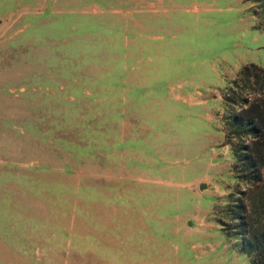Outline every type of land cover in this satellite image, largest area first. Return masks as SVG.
<instances>
[{
    "label": "rangeland",
    "instance_id": "rangeland-1",
    "mask_svg": "<svg viewBox=\"0 0 264 264\" xmlns=\"http://www.w3.org/2000/svg\"><path fill=\"white\" fill-rule=\"evenodd\" d=\"M252 10L0 0V264H251L222 92L264 66Z\"/></svg>",
    "mask_w": 264,
    "mask_h": 264
},
{
    "label": "trees",
    "instance_id": "trees-1",
    "mask_svg": "<svg viewBox=\"0 0 264 264\" xmlns=\"http://www.w3.org/2000/svg\"><path fill=\"white\" fill-rule=\"evenodd\" d=\"M250 1L259 7L264 23V0ZM222 96L228 107L225 138L231 143L233 168L247 183L229 214L240 230L239 251L251 264H264V66L253 61L241 65Z\"/></svg>",
    "mask_w": 264,
    "mask_h": 264
},
{
    "label": "crops",
    "instance_id": "crops-1",
    "mask_svg": "<svg viewBox=\"0 0 264 264\" xmlns=\"http://www.w3.org/2000/svg\"><path fill=\"white\" fill-rule=\"evenodd\" d=\"M254 39V38H253ZM262 45H254V46H247V45H243V49H245L246 51L248 50V49H252V48H260ZM254 62V61H253Z\"/></svg>",
    "mask_w": 264,
    "mask_h": 264
},
{
    "label": "water",
    "instance_id": "water-1",
    "mask_svg": "<svg viewBox=\"0 0 264 264\" xmlns=\"http://www.w3.org/2000/svg\"><path fill=\"white\" fill-rule=\"evenodd\" d=\"M201 187H204V183H201V185H200Z\"/></svg>",
    "mask_w": 264,
    "mask_h": 264
}]
</instances>
